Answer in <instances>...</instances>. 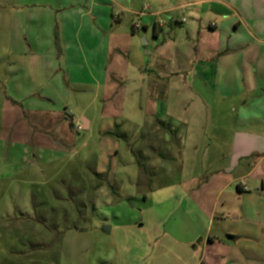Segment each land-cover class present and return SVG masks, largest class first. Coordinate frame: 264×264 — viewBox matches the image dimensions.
<instances>
[{"label":"rangeland","instance_id":"obj_1","mask_svg":"<svg viewBox=\"0 0 264 264\" xmlns=\"http://www.w3.org/2000/svg\"><path fill=\"white\" fill-rule=\"evenodd\" d=\"M58 1L0 0V264H118L121 250L152 248L141 226L149 202L162 194L174 197L177 191L167 187L191 176L173 170L169 158L179 149L164 139L176 131L159 126L153 115L166 116L182 134L194 127V135L226 138L237 129L236 117L215 114L208 126L198 127L202 120L192 111L200 100L186 88L210 103L218 96L205 93L208 85L191 65L178 74L168 62L158 66L160 52L143 39L147 35L151 42L152 30L132 31L140 17L121 13L112 0ZM184 1L190 0H147L152 9L184 16L188 22L178 26L183 31L197 23L196 10L224 7L212 2L180 8ZM223 1L264 18V0ZM94 2L99 13L116 12L109 34L118 43L110 61L105 64L100 55L94 61L85 38L86 59L78 57V46L68 47L67 60L57 48L51 53L50 29L59 12H69L74 30L80 21L74 14ZM214 17L222 18L211 13L202 24ZM160 19L167 22L168 16ZM259 23L264 37V19ZM164 33L170 36L169 25ZM71 116L92 126L77 131Z\"/></svg>","mask_w":264,"mask_h":264},{"label":"crops","instance_id":"obj_2","mask_svg":"<svg viewBox=\"0 0 264 264\" xmlns=\"http://www.w3.org/2000/svg\"><path fill=\"white\" fill-rule=\"evenodd\" d=\"M112 1L121 13L140 17V28L152 30L151 42L147 35L143 39L160 52L158 66L168 67V62L178 74L191 65L193 73H201L205 79V93L218 96L216 102L210 103L194 87L186 88L187 93L200 100L192 111L194 118L202 120L203 125L198 127L205 126V122L208 126L215 114L221 119L230 111L236 117L237 128L228 138L221 134L194 135V127L182 134L166 116L153 115L159 126H165L170 133L176 131L164 139L176 143L179 149L177 156L169 158L174 162L173 170L191 176L167 187L177 191L174 197L166 199L162 194L149 202L147 218L141 220V226L147 228L143 238L152 248L121 250L117 263L264 264V37L259 23L264 18L257 20L249 10L241 13L223 0H190L180 3V8L212 2L224 7L196 10L197 23L183 31L178 26L188 21L184 16H171L172 9H152L147 0ZM58 4L64 5L61 0ZM92 4L88 11L74 14L80 20L74 30L67 18L69 12H59L57 24L50 29L51 53L57 48L67 60L72 53L68 47L78 46V57L86 59L82 43L85 38L94 61H99V55L105 64L110 61L111 50L118 43L109 34L116 12L99 13L96 3ZM147 6L152 9L149 13ZM71 8L77 9L73 3ZM211 13L222 18L214 17L205 26L202 21ZM88 15H92L89 20ZM163 15L168 19L160 25ZM66 22L71 27L70 35ZM135 22L133 32L138 30ZM166 25L171 30L168 37L164 33ZM194 38L199 42V57ZM197 62L202 64L198 69ZM154 94L157 99V89ZM81 124L83 129L92 126L86 118ZM151 124L152 121L147 126ZM187 124L191 127V123ZM214 143L221 150L216 152ZM202 146L204 155H200ZM146 201L148 198L144 197Z\"/></svg>","mask_w":264,"mask_h":264},{"label":"built area","instance_id":"obj_3","mask_svg":"<svg viewBox=\"0 0 264 264\" xmlns=\"http://www.w3.org/2000/svg\"><path fill=\"white\" fill-rule=\"evenodd\" d=\"M183 21H185V20H183ZM159 24L162 25L163 21H160ZM140 27L141 26L139 23H135V25H134L135 29H139ZM73 125H74L73 128H75V130H77V131H81L83 129L82 124L79 123L78 121H75V122L73 121Z\"/></svg>","mask_w":264,"mask_h":264},{"label":"trees","instance_id":"obj_4","mask_svg":"<svg viewBox=\"0 0 264 264\" xmlns=\"http://www.w3.org/2000/svg\"><path fill=\"white\" fill-rule=\"evenodd\" d=\"M69 119H70V126L73 127L74 125H73V118H72V116Z\"/></svg>","mask_w":264,"mask_h":264},{"label":"water","instance_id":"obj_5","mask_svg":"<svg viewBox=\"0 0 264 264\" xmlns=\"http://www.w3.org/2000/svg\"><path fill=\"white\" fill-rule=\"evenodd\" d=\"M104 231H105V232H109V231H110V228H109V227H105V228H104Z\"/></svg>","mask_w":264,"mask_h":264}]
</instances>
